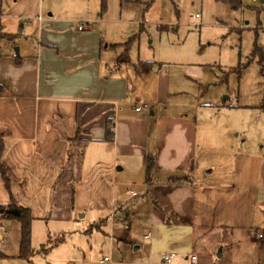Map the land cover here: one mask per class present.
Listing matches in <instances>:
<instances>
[{
    "label": "crops",
    "instance_id": "1",
    "mask_svg": "<svg viewBox=\"0 0 264 264\" xmlns=\"http://www.w3.org/2000/svg\"><path fill=\"white\" fill-rule=\"evenodd\" d=\"M41 12V0H0V28L18 42L16 50L15 41L1 48L0 159L11 196L30 209L32 247L47 248L25 261L165 264L171 254L170 264H264V151L241 146L229 154L223 181L192 180L202 168L197 134L201 146L204 137L195 117L169 110L170 82L161 67L153 68L152 102L166 106L147 116L135 110L126 77L107 71L110 42L103 45L95 22L80 29ZM153 65L142 62L145 71ZM108 120L112 141L104 139ZM203 157L211 166L207 152ZM10 194L0 174V204ZM118 201L125 204L116 207ZM83 218L90 221L82 225ZM7 223L0 251L13 264L20 228ZM116 226L125 228L117 236ZM100 232L108 237L104 247Z\"/></svg>",
    "mask_w": 264,
    "mask_h": 264
},
{
    "label": "rangeland",
    "instance_id": "2",
    "mask_svg": "<svg viewBox=\"0 0 264 264\" xmlns=\"http://www.w3.org/2000/svg\"><path fill=\"white\" fill-rule=\"evenodd\" d=\"M41 1V16L52 13L74 24L95 22L98 25L103 45L110 42L106 52L112 63L109 62L107 71L126 77L132 103L140 106L142 114L147 116L150 109L157 111L166 106L156 107L152 102L156 92L152 78L158 75L153 68L161 67L170 82L169 110L195 117L199 134L204 137L201 146L197 134V161L201 159L202 168L199 174H193L192 180L223 181L225 177H218L224 172L229 174L230 168L225 167L229 154L241 146L255 152L264 151V72H261L264 68V11L256 8L260 1ZM14 41L13 49L18 48V42ZM143 61H153L154 65L145 71ZM130 88L136 91L131 92ZM223 103L235 106L219 107L220 110L211 107ZM200 119L206 134L199 127ZM215 151L224 152L215 156ZM206 152L207 164L211 166L204 164ZM212 166V174L201 176L203 170L208 171ZM124 204L118 201L116 207ZM89 221L83 218L78 222L83 225ZM123 230L125 228L116 226L114 234L117 236ZM98 234L100 237L96 235V238L104 247L108 237L102 232ZM262 251L261 248L260 253ZM0 255H3L1 251ZM18 261L27 263L18 257L13 258L12 263ZM0 264L7 262L0 257Z\"/></svg>",
    "mask_w": 264,
    "mask_h": 264
},
{
    "label": "trees",
    "instance_id": "3",
    "mask_svg": "<svg viewBox=\"0 0 264 264\" xmlns=\"http://www.w3.org/2000/svg\"><path fill=\"white\" fill-rule=\"evenodd\" d=\"M231 2L230 0H228ZM236 3V2H235ZM233 3V4H235ZM261 7V8H259ZM259 10L263 9L264 11V3H260ZM263 7V8H262ZM16 38L15 34L5 33L0 28V55H1V48L3 42H10L13 43L14 39ZM15 60L18 61L20 59L19 55L14 54ZM261 72H264V68L262 67ZM2 92V87L0 85V93ZM113 121L108 120L105 126V137L104 139L107 141L113 140ZM1 153V148H0ZM150 160L147 163V179L150 178ZM8 168L3 160L0 159V174L4 180L5 188L10 194V187H9V178L7 176ZM0 212H3L7 215L8 220H15L19 223L20 228V236H19V250L16 257L25 259L27 261L35 254V252L40 251L44 252L47 250L45 247V243L39 246L38 250H35L31 245V230L30 224L32 220V216L30 213V209L22 204H20L13 196L10 194V202L7 205L0 204ZM60 241V240H59ZM57 242H53L55 244ZM3 256V255H2ZM0 255V257H2Z\"/></svg>",
    "mask_w": 264,
    "mask_h": 264
},
{
    "label": "built area",
    "instance_id": "4",
    "mask_svg": "<svg viewBox=\"0 0 264 264\" xmlns=\"http://www.w3.org/2000/svg\"><path fill=\"white\" fill-rule=\"evenodd\" d=\"M252 1L257 2V1H260V0H252ZM37 19H38V22H39L41 20V17L38 16ZM78 27L80 29H82L84 27V24L79 23L78 24ZM140 109H141L140 106H135V110L136 111H139ZM127 192L128 193L135 194L134 191L128 190ZM7 221H8L7 215L5 213H3V212H0V243L1 244H4L5 243V236L7 235V224H8ZM120 224L121 223H119V225ZM191 259L194 260L195 259V256H192ZM104 260L108 261V258L107 257H104ZM163 262L165 264H170L171 263V254H166L164 256V261Z\"/></svg>",
    "mask_w": 264,
    "mask_h": 264
},
{
    "label": "water",
    "instance_id": "5",
    "mask_svg": "<svg viewBox=\"0 0 264 264\" xmlns=\"http://www.w3.org/2000/svg\"><path fill=\"white\" fill-rule=\"evenodd\" d=\"M260 2H261V3H264V0H260ZM16 49H17V48H15V50H16Z\"/></svg>",
    "mask_w": 264,
    "mask_h": 264
}]
</instances>
